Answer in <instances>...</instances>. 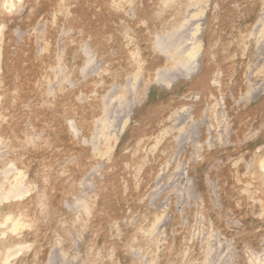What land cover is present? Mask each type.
Returning <instances> with one entry per match:
<instances>
[{
  "label": "rangeland",
  "instance_id": "374dc122",
  "mask_svg": "<svg viewBox=\"0 0 264 264\" xmlns=\"http://www.w3.org/2000/svg\"><path fill=\"white\" fill-rule=\"evenodd\" d=\"M224 1L0 0V264H231L251 252L264 262V25L261 33L251 31L264 10L240 0L224 13ZM196 18L206 24L195 29L193 40L203 41L201 30L222 24L219 30L231 31L225 48L234 46L222 56L220 93L205 110L206 120L216 124L187 150V158L195 156L189 164L166 163L179 159L182 143L170 147L169 157L157 146L160 155L152 158L155 166L142 174L141 184L130 181L115 199L113 189L121 191L123 179L150 158L140 154L150 152L131 147L127 158H117L103 174L102 155L125 142L129 123L148 104L189 81L179 76L164 87L148 83L154 69L175 67L181 59L178 42L166 50L170 59L154 51V33L181 34ZM126 30H138L135 41L129 42ZM85 56L100 63L108 56L117 60L80 82ZM205 65L203 52L193 73L198 72L197 85ZM249 74L252 79L236 87ZM232 88L233 103L225 104ZM242 97L252 103L243 106ZM224 109L236 110L227 119ZM113 126L121 129L110 135ZM178 132H170L172 138ZM212 134L222 141L208 145ZM196 153L204 156L199 163ZM163 164L170 168L160 181ZM166 186L171 189L161 194ZM179 188L190 193L178 201L173 194ZM22 189L31 192L14 198ZM149 196L157 197L140 213ZM117 201L128 208L118 210ZM74 202L76 209L67 210ZM193 202H202L201 208L195 211ZM205 224V241L198 246ZM220 241L234 247L218 258Z\"/></svg>",
  "mask_w": 264,
  "mask_h": 264
},
{
  "label": "bare ground",
  "instance_id": "6f19581e",
  "mask_svg": "<svg viewBox=\"0 0 264 264\" xmlns=\"http://www.w3.org/2000/svg\"><path fill=\"white\" fill-rule=\"evenodd\" d=\"M172 1H174V0H169V2H172ZM246 1H249V0H245L244 2H246ZM239 2H240V0H225L224 4L220 7V9L223 10L224 13H226V11H228V9L233 8ZM250 2H251V5L259 4V5L263 6V10H264V0H259V1L257 0V3H256V0H250ZM254 3H256V4H254ZM9 5H11V4H9ZM242 7L244 8L246 6H242ZM249 7H247V9H250ZM143 8H146V7L143 6ZM199 19L200 18H196V21L194 20L191 23V25H189L187 27L186 30H182L181 34H177L178 36L177 35H175V36L174 35L160 36L158 33H154L153 45L151 44L154 51L156 49L157 50L156 52H158V54L164 55L167 59H170V56L168 55V51H166V50L167 49L171 50V48H173L174 46L176 47V43L178 42L180 44V46H177L175 48V50H176L177 54L179 53V56H181V59L179 58L180 60L174 64L175 67H172V68H161V67H159V68L154 69L155 71L152 74V76L149 78L150 81H148V83L149 84L150 83H160L159 86L161 85V87H164V85L166 86L167 84H169V82H171V80L174 81V79L179 78V76L184 77L186 79L189 78L188 79L189 81L187 82V84H184L183 87L181 89L177 90L176 92L171 91L170 93H168V96L166 98L165 97L160 98L161 100L158 99L157 101H154V102H151L150 104H148L144 109L145 111L142 112L140 115H138L134 119V121H133L134 124L132 122L129 123V125H128V131H129L128 137L125 140V142H123L119 147L117 146L115 149L112 148L111 150L105 152L102 155L104 164H103V171L100 172L101 174L108 171L111 168V165L114 164V162L117 158L119 161H123L125 158H127V153L131 147L133 149H135V148L139 149V150H137L139 153H140V150H142L144 147L147 148V150L149 149V152H150L149 156H148V151L140 154L141 158L142 157L143 158L144 157H146V158L150 157V158L145 160V163L143 164V166L134 173L135 175H130V176H127V178L123 179L121 191L117 190V189H113V191H115L113 193V197L115 195V199L122 192L124 193V188H125V186H127L130 183V181L134 180L137 182V185L141 184L140 182L143 180L142 174L148 172L150 169L153 168V166H155V162L152 160V158L156 155H160L157 153V146H158V148H161L163 150L162 152H164L169 157L170 154L168 151H169L170 147L175 145V143L176 144L182 143V146L180 145L181 148H179V155H180L179 159H177V160L173 159L172 160V159L168 158L166 163L172 164V165L173 164L174 165H179V164L182 165L184 163L189 164L192 162V159H190V158H192V156H194V155L191 154L190 158H187L186 154L188 155L187 152H189L187 150L190 149L192 147V145H195V142L199 138L198 136H200V134H203V130H204V132H205V129L207 131H209V130H211L210 127L215 126V124H216V122L212 124L206 120L207 119L206 118L207 112H205V110L210 107V104H211V101L213 99L214 94L217 95L218 93H220V88L217 89V87H218V84L220 82L219 80L221 78L222 73L220 71H218L217 69H219V67H221L220 63L222 60V56H226V55L230 54V51L232 48H234V46L230 47V48L229 47L225 48V46H227L226 42H228V39L231 36V31L230 30H219L221 28L222 24H217L216 26L210 25L208 28H206V30H201L202 34H203L202 35L203 41H200V39L193 40L195 38L196 32L198 31L195 29H199L204 24L203 22H205V24H206V21L204 18L202 19L203 20L202 23L199 22ZM263 25H264V14H262V18L259 21H257V23L253 24L251 31L256 32V33H261L263 31V30H261ZM126 31H128L130 34L129 42L135 41L134 34H136V31H138V30H126ZM78 33L81 34L82 30L78 31ZM222 38L224 40L221 43V42H219V39H222ZM225 38H226V40H225ZM216 40H218V41H216ZM196 42H201L203 44L201 46H197ZM105 44L107 45L108 43H105ZM246 44H248V43H246ZM229 45L230 44L228 42V46ZM127 47L128 46L121 47L120 50L118 51L119 55H123L124 51L127 50ZM245 48H246L245 52H243L242 55H245L249 51V45L246 46ZM103 49H106L105 45H103L102 51H103ZM203 52H204L205 57H207V65H205L203 67V70H202L203 71L202 82L198 83V85H197L196 81H194L193 79H194V76L198 72H196V74H194V75H193V73H194V70L196 71L195 68L197 67L196 66L197 65V59L203 56ZM226 52H228V53H226ZM114 60L116 61L117 58L115 57V59H111L110 56H108V57H105V61L103 60V62L100 63L99 60L95 59V61H93L92 59H87V56H85V61L81 66L82 67L86 66V67H84L85 72H83V75H82V78L80 79V82H83V81L85 82L86 79L89 78V76H93L99 68H102L104 65H106L105 62H107V64H108V63H112V61H114ZM261 62L264 63V53H263V58H262ZM261 62H260V64H262ZM249 66H250V64L248 65V67ZM197 69H198V67H197ZM211 70H213V71L211 72ZM250 75L251 74H249L244 81H239V82L235 83L236 87L241 86L243 84H246L249 80H251L252 78ZM262 81H264V79ZM195 83H196V86H198V90L200 91V94L197 91H195V90H197L195 88ZM259 83L260 82H256L255 84H259ZM128 87H129V85L125 86L126 89ZM181 91L184 92L185 94H181L182 93ZM234 91H235V88H232L231 92H230V90H228L226 92V95L224 96V99H223V102L225 104L226 103L229 104V102L233 103L234 97L236 96ZM249 92H251V91H249ZM249 96H251V94ZM242 98L244 99V97H242ZM250 98L251 97H249L248 99H244V101L245 100L246 101L243 103L244 104L243 106H245L247 104L249 105L250 103H252V100ZM188 100L189 101L191 100V102H189ZM258 100H259V98L254 102L257 103ZM197 107L203 109L202 111L198 112L200 114L195 112ZM235 110L236 109H233V110L232 109H230V110L224 109L221 113L223 114L224 118L228 119L229 115L232 114ZM246 111L247 110H245L243 112H246ZM111 112H112V110H111ZM196 114H198V115H196ZM195 115L198 116L199 118L193 119L195 117ZM122 122H125V120L122 119ZM122 122L120 125L124 126L122 124ZM117 123H119V120L117 121ZM117 123H116V125H117ZM162 124H167L169 126H166L163 129H161L160 125L162 126ZM143 125L145 128L147 126V128L145 130L142 129ZM115 127L116 126H113V128L111 129V132L109 133L110 135L117 133L116 131H117L119 126H117L116 129H115ZM122 128H124V127H122ZM194 129H195V131H197V133H195ZM226 129H228V128H226ZM173 130H175V131L178 130L179 132L176 136H173V138H172V135L170 134V132H172ZM144 131H145V133H150V134L146 135L144 133ZM159 131H161L163 138L161 136L159 138V135H158L159 133L156 134ZM206 133L207 132H205V134ZM144 134L146 136H144ZM137 137H139V138H137ZM217 140H219V142L222 141V139L220 137L212 134L211 138L208 140L209 143H207V144L208 145L212 144ZM115 143H113V145H115ZM207 144H205V145H207ZM240 144H238V146H240ZM139 145H140V147H139ZM224 146H230V145H228L226 143V144H224ZM208 147L209 146H207L206 148H208ZM184 149H185V151H184ZM196 154H198V155H196L197 156L196 158L198 159V163H199V161H201V159L204 156L202 154L200 155L199 153H196ZM184 157H185V159H184ZM196 158H194V160ZM189 159L191 160V162ZM148 161H150V162H148ZM169 161H170V163H169ZM126 164H125V166H126ZM197 165H200V164H197ZM261 166H262V168H264V160H263ZM160 168L161 169L159 171V176H160L159 180L161 181L165 177V174L168 172L170 166L166 167V165L163 164V165H161ZM176 168H178V167L176 166ZM180 169L175 170L174 171L175 173L172 174V175H174V176H172L173 182L177 181V179L174 177L180 171ZM5 170H7V169H5ZM7 171H9V170H7ZM93 174H92V176H93ZM4 175H5V173H4ZM14 181H17V180H14ZM14 184L18 187L20 185L19 180H18V182H14ZM172 185H173V183H172ZM85 187H86V185L82 186V191H85V189H87ZM87 187H90V186H87ZM12 188H11V190H12ZM90 188H88L86 194H88L91 191ZM93 188L94 187H92V189ZM18 189H19V187H18ZM170 189H171V186L164 187L161 194L164 193V191L165 192L169 191ZM192 191H194V190L191 189V192ZM29 192H31V191H28L26 189H22L18 192V194H16V196L13 195V197L14 198L20 197L21 195H23L25 193L28 194ZM0 193H2V192H0ZM189 193H190L189 189L179 188L178 192H174L173 198L176 200L178 199V201H179V199L184 198L185 196H189ZM88 196H89V194H88ZM156 197L157 196H155V197L149 196L144 201V203H143L144 205H142V210L140 211V213L143 211L145 212L150 207L151 202ZM200 198L201 197L199 195V197L197 199L199 201H201ZM195 199L193 201H195ZM117 203L118 204L115 207L118 210H120V208H122V210L126 209L129 206L128 203L124 204V201H117ZM201 203L202 202L196 203V205H195L193 202V205H195V206H193V208L194 209L196 208L195 211L201 208ZM75 205H76L75 202L68 204L67 210L68 209L69 210L70 209L75 210L76 209ZM190 206L188 205V207H190ZM200 215L203 216V213H201ZM183 222H184V220H183ZM71 223H72V221H71ZM68 226L69 225L65 226V228H67ZM184 228H185V226H184ZM202 229H203L202 230L203 231V234H202L203 237H202V240L199 241L198 246H201L204 243L205 235H206L205 232H206V229L208 230V226L207 225L202 226ZM180 231H182V230H180ZM180 231H178L177 233H179ZM133 235H134V233H133ZM78 245H79V242H78ZM215 245H216L215 249L217 250V254H218L217 257L218 258L222 257L223 255L227 256L226 255L227 253L231 254L230 251L234 247L233 244H228V243L226 244L225 241L216 242ZM19 247H20V245H19ZM75 247L76 246L74 245L73 250L77 251V249ZM13 249H11V251ZM15 249H18V248H15ZM18 252H19V249H18ZM16 253H17V251L12 253L13 256L17 255ZM257 254L251 252L250 254H247L244 257L239 255L238 258L235 261H233L231 264H264V262L261 260L262 255H257ZM10 255H11V253H10ZM10 255L7 257V259L9 257L12 258L11 257L12 255L11 256ZM163 257H164L163 252L160 256H157V258H161V259ZM212 262L213 261L211 260V262H209L208 264H216V261L214 263H212ZM6 263H7V261H6ZM9 264H11V263H9ZM191 264H200V262L199 261H197V262L192 261Z\"/></svg>",
  "mask_w": 264,
  "mask_h": 264
}]
</instances>
